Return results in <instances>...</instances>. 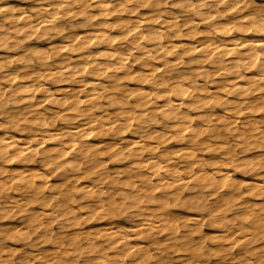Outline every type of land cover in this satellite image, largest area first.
<instances>
[{
	"label": "bare ground",
	"instance_id": "bare-ground-1",
	"mask_svg": "<svg viewBox=\"0 0 264 264\" xmlns=\"http://www.w3.org/2000/svg\"><path fill=\"white\" fill-rule=\"evenodd\" d=\"M16 1L0 3V8L11 9L0 16V124L5 125L0 129V143L10 145L4 150L10 159L0 164L5 171L0 175V232L8 236L5 257L14 260L22 254L25 225L43 222L42 217L52 221L51 232L60 235L52 220L53 209L71 200L69 207L79 221L65 229L71 235L66 245L70 251L57 264L71 257H79V264L85 260L107 264V257L118 249L81 246V235L83 221L104 225L109 217L97 220L100 211L90 216L86 207L78 208L96 199L97 178L106 170L119 173L122 180L132 176L150 181L153 197L162 191L175 193L181 186L186 196L198 181L219 185L223 195L230 178L212 175L215 163L210 157L227 152L224 138L231 135L242 142L247 137L249 143L238 147L264 152V146L257 144L264 131V52L260 43L233 39L238 34L230 20L234 11L209 21L195 12L197 0L187 11L176 7L180 0L168 4L161 0L156 8L150 6L156 0H139L142 7H134L137 0H44L42 5L36 0L31 4ZM41 7L44 11L38 18ZM181 75L195 77L200 86L198 103L189 100L193 90L187 79L181 82ZM173 105L185 113L184 121H166L169 127L162 129L158 121L162 114L174 115ZM150 116L152 134L140 139L138 122ZM22 127L33 131L21 132ZM200 142L207 150L193 152ZM82 145L89 153H98L96 161H103L83 174L72 171L83 158L76 154ZM165 149L179 150L156 160ZM182 157L199 161L190 173L172 168ZM260 163L249 160V174L237 178L252 181L254 175H264L257 166ZM133 169L145 174L133 176ZM176 175L179 183L170 179ZM129 182L125 180V186ZM242 187L247 189L244 196L239 201L226 197L211 223L199 213L175 222L199 225L189 237L197 243L176 251V264L193 257L201 264H240L246 256L254 264H264V234L225 226L239 211L236 204L264 201V184L250 182ZM249 220L250 214L241 222L247 227ZM133 232L139 234L129 239L126 255L113 257L122 264H154L156 249H169L171 254L167 230L147 239L143 226ZM111 235L101 232L94 239ZM60 251L46 237L33 249L45 264Z\"/></svg>",
	"mask_w": 264,
	"mask_h": 264
},
{
	"label": "clouds",
	"instance_id": "clouds-1",
	"mask_svg": "<svg viewBox=\"0 0 264 264\" xmlns=\"http://www.w3.org/2000/svg\"><path fill=\"white\" fill-rule=\"evenodd\" d=\"M26 4H31L32 0H24ZM37 3L43 4L44 0H36ZM161 0H156L155 3L150 6L156 8L160 6ZM3 3V0H0ZM164 4H168L169 0H163ZM143 4L137 0L134 7H142ZM193 6V0H180V3L176 7L183 8L185 11L189 10ZM195 12L201 17L207 20H211L213 17L219 18L225 15L228 10H232L236 13L235 16L231 17L230 20L235 22L237 35L233 36V39H237L241 42H248L249 40L255 41L262 45L260 51L264 52V0H197L195 4ZM11 11L10 8H0V16L5 12ZM43 7L37 12V17L40 18ZM170 11V9H169ZM191 18H186L185 22H188ZM3 26L0 25V28ZM243 28L244 33H239V29ZM251 29V32H248ZM215 33L213 32V35ZM239 47V44L237 45ZM255 53V49L251 50ZM214 63V62H213ZM264 66V65H262ZM51 71V68H49ZM91 74V73H90ZM190 84L192 92L189 95V100L192 103H198L199 97L197 93L200 90V86L196 84L195 77L190 79L181 75V82L185 81ZM55 83V81H53ZM83 84V81L80 82ZM207 83V82H206ZM171 103V100L168 101ZM124 103H127L125 97ZM133 111V108L127 109ZM171 111L174 113L172 116L162 114L163 118L158 122L161 124L162 129H168L169 125L166 121H179L183 123L185 113H181L178 105H173ZM153 118L150 116L149 119L139 121L136 129L137 137L143 140H147L152 134V130L148 127L149 123ZM103 127V123H100ZM5 125L0 124V129H3ZM21 132H32L33 130L27 127L18 129ZM131 139V138H130ZM42 142V141H41ZM116 143V140L112 141ZM224 142L227 145V152L217 157L214 154L210 159L215 163V168L212 169V175L217 179L230 178V183L227 186L228 191H224L221 195L222 188L219 185H213L210 181L207 183L196 182L194 183L188 194L183 195V186L176 189L175 193L162 191L159 196H151L150 193L153 191L150 181H143L139 179H133L132 176L125 177V180L130 181L125 186V180H122L119 173L113 175L107 170L98 176L96 183L97 196L94 201L89 204L78 205L79 207H86L89 211V215H95L97 211H100V215L97 220H102L104 217H109V222L104 225H89L87 221L82 222V235H81V246L90 244L98 246L100 249L107 251L108 249H118L113 252L112 256L107 257V264H122V260L114 259L113 257H123L126 255L129 248L128 241L133 238L134 235H138L139 232H133V229H139L141 226L144 227L145 237L150 235L153 238L159 237L165 230H167L166 239L169 241L171 246V254L169 249H156V256L154 264H176L174 260V254L176 251L185 247H190L195 241H190L189 237L191 232L199 228V225H189L184 220H180L177 225L175 222L186 214L199 213L204 217H207L209 222L213 221L216 209L221 206V202L226 197L231 196L233 200L239 201L247 189L242 186L250 182L264 184V175L256 174L253 176L252 181L246 179H239V177L247 176L249 173L248 161H261L257 166L264 169V152L254 153L250 152L248 148L238 147L240 143H249V138H245L244 141L238 142L234 137L229 135L224 138ZM14 143V141H13ZM257 144L264 146V131L261 132L260 138H257ZM10 145L8 143H0V164L7 163L10 156L4 154V150L8 149ZM173 150L179 149H165L155 157L156 160H160L162 157L167 158L168 154ZM207 148L203 142L197 143L193 146L192 151L200 153L206 151ZM77 158L80 159V163L74 166L72 171L80 172L83 174L90 167L95 168L98 164H102L103 161H96L98 153L91 154L82 145L76 150ZM41 155H45L44 152ZM95 161V162H94ZM198 160H186L183 157L177 160L172 168L184 169L186 172H191L192 165L198 163ZM127 167V166H126ZM206 167V166H202ZM133 176L139 177L144 175L140 169H133ZM5 171L0 167V175H4ZM107 178V181L105 182ZM173 183H179L180 177L170 176ZM144 203L141 204L140 201ZM149 201H154L150 204ZM71 200L63 204L54 206L52 220L57 223V232H51L52 221L41 218L43 222H36L25 225L27 229V235L22 238L23 248L20 249L21 255L11 260L10 257L4 256V249L6 247V241L8 236L4 232H0V264H4L5 261L11 260V264H45L43 260L34 254L33 249L38 248L42 242V237H46L52 240L60 248V254L53 258H47V264H57L58 260H62L64 254L70 251L66 247L71 242V235L65 231L67 228L74 227L79 216L69 207ZM246 205H251L246 207ZM258 205V207H257ZM236 208L239 211L233 213V217L229 220L225 226L229 230H239L240 232H247L249 229L264 234V201L260 202H248L244 204H236ZM77 208V211H78ZM250 214V220L247 223V227L242 221V217ZM115 217V219H112ZM60 219L63 222H59ZM119 221H123L120 223ZM86 229V231L84 230ZM178 231L181 234H178ZM101 232L113 233L111 236L102 237L99 241H96L94 237ZM91 237L89 238V235ZM68 237L64 239L63 237ZM32 237H37L33 240ZM21 241V238H16ZM204 238L201 237V240ZM259 260V257L256 258ZM79 257H71L65 264H79ZM84 264H88L85 260ZM185 264H201V262L195 257L191 261L186 259ZM240 264H254L253 260L246 257L241 258Z\"/></svg>",
	"mask_w": 264,
	"mask_h": 264
},
{
	"label": "rangeland",
	"instance_id": "rangeland-1",
	"mask_svg": "<svg viewBox=\"0 0 264 264\" xmlns=\"http://www.w3.org/2000/svg\"><path fill=\"white\" fill-rule=\"evenodd\" d=\"M13 2H15V3H16L17 1H16V0H13ZM79 20H80V19H79ZM79 20L77 19L76 21H79ZM43 44L45 45V43H43Z\"/></svg>",
	"mask_w": 264,
	"mask_h": 264
}]
</instances>
